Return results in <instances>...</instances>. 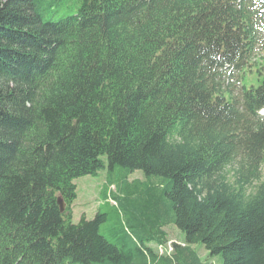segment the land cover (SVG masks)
I'll use <instances>...</instances> for the list:
<instances>
[{
  "label": "trees",
  "instance_id": "obj_1",
  "mask_svg": "<svg viewBox=\"0 0 264 264\" xmlns=\"http://www.w3.org/2000/svg\"><path fill=\"white\" fill-rule=\"evenodd\" d=\"M259 1L0 0V264H264V78L224 89ZM106 169L111 240L107 214L73 223Z\"/></svg>",
  "mask_w": 264,
  "mask_h": 264
},
{
  "label": "rangeland",
  "instance_id": "obj_2",
  "mask_svg": "<svg viewBox=\"0 0 264 264\" xmlns=\"http://www.w3.org/2000/svg\"><path fill=\"white\" fill-rule=\"evenodd\" d=\"M257 10L259 11V23L257 30L259 33V46L256 54L252 60L254 67L248 68L244 73H230L227 72V77L224 82V89L229 91L233 97H238L240 91L244 85L259 86L264 78L258 72V69L264 67V0L258 2ZM252 71V73H250ZM264 74V72H262ZM102 160L107 165V159L105 157ZM232 176V175H231ZM108 180V170H102L96 177L86 176L75 180L77 186V200L73 204V223L79 224L82 218L85 216L88 221H92L96 215L101 212L108 215V222L102 227V234L111 240L109 232L110 228L118 227V217L113 206L115 202L110 201V205L105 201L103 190ZM141 180L146 181V178L142 172H136L130 177V181ZM263 180H264V167H263ZM110 191L116 192L115 187H111ZM168 233L169 242L164 246L154 245V248L160 255H172L174 253L173 245H185V235L176 227L169 226L166 228ZM194 250L200 255V257L207 262V264H223L220 257L209 258L207 251L203 246H194Z\"/></svg>",
  "mask_w": 264,
  "mask_h": 264
},
{
  "label": "water",
  "instance_id": "obj_3",
  "mask_svg": "<svg viewBox=\"0 0 264 264\" xmlns=\"http://www.w3.org/2000/svg\"><path fill=\"white\" fill-rule=\"evenodd\" d=\"M58 203H59V206L61 208V211L64 212L66 210V205H65L64 201L60 198Z\"/></svg>",
  "mask_w": 264,
  "mask_h": 264
}]
</instances>
